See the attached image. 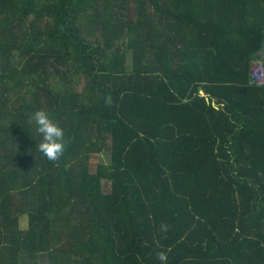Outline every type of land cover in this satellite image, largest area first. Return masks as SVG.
I'll list each match as a JSON object with an SVG mask.
<instances>
[{
	"label": "trees",
	"instance_id": "16d2710c",
	"mask_svg": "<svg viewBox=\"0 0 264 264\" xmlns=\"http://www.w3.org/2000/svg\"><path fill=\"white\" fill-rule=\"evenodd\" d=\"M255 62L264 0H0V264H264Z\"/></svg>",
	"mask_w": 264,
	"mask_h": 264
},
{
	"label": "clouds",
	"instance_id": "9594fccd",
	"mask_svg": "<svg viewBox=\"0 0 264 264\" xmlns=\"http://www.w3.org/2000/svg\"><path fill=\"white\" fill-rule=\"evenodd\" d=\"M106 103H111L110 97L106 99ZM31 119L35 124L36 133L42 137L38 145L39 151L54 165L58 166L68 144L65 139L64 129L52 120L49 113L43 109H37L33 112ZM68 166L65 164L66 168ZM161 230L166 231L167 226L161 225ZM167 251H170V249ZM167 251L157 253V259L161 261V264H167Z\"/></svg>",
	"mask_w": 264,
	"mask_h": 264
},
{
	"label": "built area",
	"instance_id": "2783aa9c",
	"mask_svg": "<svg viewBox=\"0 0 264 264\" xmlns=\"http://www.w3.org/2000/svg\"><path fill=\"white\" fill-rule=\"evenodd\" d=\"M251 81L257 84H264V62H255L250 68Z\"/></svg>",
	"mask_w": 264,
	"mask_h": 264
},
{
	"label": "rangeland",
	"instance_id": "374dc122",
	"mask_svg": "<svg viewBox=\"0 0 264 264\" xmlns=\"http://www.w3.org/2000/svg\"><path fill=\"white\" fill-rule=\"evenodd\" d=\"M102 161H104V162H108V161H109V157H107L106 155H102V154H100V155H95V156L93 157L92 165H93V166H96L97 163L102 162ZM22 225H23V226L27 225V224H26L25 217L22 219Z\"/></svg>",
	"mask_w": 264,
	"mask_h": 264
},
{
	"label": "water",
	"instance_id": "95a60500",
	"mask_svg": "<svg viewBox=\"0 0 264 264\" xmlns=\"http://www.w3.org/2000/svg\"><path fill=\"white\" fill-rule=\"evenodd\" d=\"M202 93H203V91H202Z\"/></svg>",
	"mask_w": 264,
	"mask_h": 264
}]
</instances>
